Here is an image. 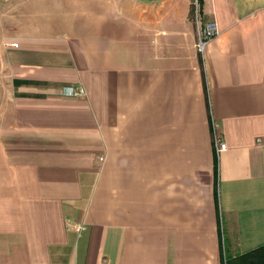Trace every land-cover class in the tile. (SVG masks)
<instances>
[{
    "label": "crops",
    "instance_id": "1",
    "mask_svg": "<svg viewBox=\"0 0 264 264\" xmlns=\"http://www.w3.org/2000/svg\"><path fill=\"white\" fill-rule=\"evenodd\" d=\"M0 1V264L264 245V0Z\"/></svg>",
    "mask_w": 264,
    "mask_h": 264
},
{
    "label": "built area",
    "instance_id": "2",
    "mask_svg": "<svg viewBox=\"0 0 264 264\" xmlns=\"http://www.w3.org/2000/svg\"><path fill=\"white\" fill-rule=\"evenodd\" d=\"M198 3H199L198 0H194V16H195L197 21L199 20L198 17H196ZM216 32H217L216 26L212 22H206L204 25L199 27L198 39H197V48L200 52L203 51L204 45L206 44L208 39H210L212 36H214L216 34ZM11 45L17 46V43H11ZM63 94L66 96L76 97V96L84 95L85 90L81 86L69 85V86H66L64 88ZM214 146L216 148V151L218 152L220 150L225 149L226 144L223 141L216 138L214 141ZM82 228H83V226H78L76 228V230L79 232V230H81Z\"/></svg>",
    "mask_w": 264,
    "mask_h": 264
},
{
    "label": "trees",
    "instance_id": "3",
    "mask_svg": "<svg viewBox=\"0 0 264 264\" xmlns=\"http://www.w3.org/2000/svg\"><path fill=\"white\" fill-rule=\"evenodd\" d=\"M201 3V0H198ZM189 16L194 17V3L191 2ZM224 264H264V245L244 254L227 258Z\"/></svg>",
    "mask_w": 264,
    "mask_h": 264
},
{
    "label": "rangeland",
    "instance_id": "4",
    "mask_svg": "<svg viewBox=\"0 0 264 264\" xmlns=\"http://www.w3.org/2000/svg\"><path fill=\"white\" fill-rule=\"evenodd\" d=\"M1 2V1H0ZM196 17H198V19L201 21V9H200V3H198V8H197V12H196Z\"/></svg>",
    "mask_w": 264,
    "mask_h": 264
}]
</instances>
